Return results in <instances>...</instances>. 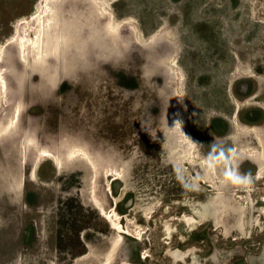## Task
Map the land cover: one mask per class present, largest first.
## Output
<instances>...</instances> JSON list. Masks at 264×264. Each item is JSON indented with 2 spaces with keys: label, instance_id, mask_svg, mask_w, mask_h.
Wrapping results in <instances>:
<instances>
[{
  "label": "rangeland",
  "instance_id": "rangeland-1",
  "mask_svg": "<svg viewBox=\"0 0 264 264\" xmlns=\"http://www.w3.org/2000/svg\"><path fill=\"white\" fill-rule=\"evenodd\" d=\"M47 1L0 0V68ZM61 1L50 62L28 47L22 98L0 94V264H216L210 240L249 264L264 121L235 115L264 107V0Z\"/></svg>",
  "mask_w": 264,
  "mask_h": 264
},
{
  "label": "bare ground",
  "instance_id": "bare-ground-1",
  "mask_svg": "<svg viewBox=\"0 0 264 264\" xmlns=\"http://www.w3.org/2000/svg\"><path fill=\"white\" fill-rule=\"evenodd\" d=\"M81 1V0H80ZM103 1V0H102ZM65 2V1H64ZM70 2V1H69ZM72 2V1H71ZM78 2V1H77ZM63 2L61 0H48L47 3H45V8L42 11H38V13L34 14L32 19L36 20L38 22V24L32 25L33 23H31V21L27 22V35L29 36L28 41H23L21 43L17 42V44L19 43V45L17 46V50L19 51V56H16L14 58V62L13 61H9L6 62L5 57L2 60V68H0V94H2V101L3 104L7 103V104H12L17 102V100H19L21 94H22V83H18L20 80L25 79L24 81H26V77L28 76L29 73L32 74V70L33 68L30 67V60H29V56L30 53L27 54V50L28 47L33 49L34 53H36V58L37 60H41L44 65H47V62H50L48 59V51L46 48H50L49 44L51 43L50 39L53 38V36L55 35L54 31H57V26H58V16H61V14H64L65 11L67 10V8L64 7V5L62 4ZM96 3V2H95ZM73 4V2H72ZM85 4V3H84ZM75 5V4H74ZM79 5V3H78ZM43 6V5H42ZM41 9V7H39ZM80 9V7H79ZM75 10V9H74ZM81 10V9H80ZM73 14V13H72ZM78 15V12H77ZM66 16H69L68 13ZM71 16V15H70ZM77 18V16H76ZM64 19V18H63ZM78 19V18H77ZM60 20V19H59ZM106 20V19H105ZM64 22V20H62ZM68 21V19H67ZM61 22V21H60ZM66 22V21H65ZM111 24V23H110ZM63 25V24H62ZM65 25V24H64ZM68 25V24H67ZM106 25V24H105ZM61 26V25H60ZM55 27V29H54ZM69 28V27H68ZM67 28V29H68ZM65 29V28H64ZM66 29V30H67ZM65 30V31H66ZM59 32V31H58ZM61 32V31H60ZM63 32V31H62ZM34 33L35 36H32V34ZM66 33V32H65ZM115 33V32H114ZM59 33H56V35ZM63 34V33H62ZM61 34V35H62ZM160 34V33H159ZM58 36V35H57ZM159 36V35H158ZM55 38V37H54ZM59 37H57L58 39ZM16 39V38H15ZM56 39V38H55ZM56 39V40H57ZM26 40V39H25ZM155 40V39H154ZM14 41V40H13ZM53 41V39H52ZM59 42V41H58ZM16 43V42H15ZM27 44H30V46H28ZM54 46V45H53ZM52 48V47H51ZM50 48V49H51ZM54 48V47H53ZM54 50V49H53ZM29 51V50H28ZM56 51V50H55ZM32 52V50H31ZM17 53V52H16ZM55 53V52H54ZM15 54V53H14ZM50 55V54H49ZM53 55V54H52ZM1 57V56H0ZM19 57H21V59H18ZM51 57V56H50ZM51 60V59H50ZM13 62V63H12ZM19 63V64H18ZM40 63V62H39ZM33 63H31L32 66ZM41 64V63H40ZM44 65L42 67H44ZM46 67V66H45ZM53 68V66H52ZM45 69V68H44ZM176 71V70H175ZM36 73V72H35ZM30 77V76H29ZM28 77V78H29ZM17 79H19V81H17ZM15 80L17 81L18 84L15 83ZM29 83V82H28ZM24 85V83H23ZM26 85V84H25ZM28 85V84H27ZM22 86V87H21ZM29 87V86H28ZM24 93V92H23ZM29 99V98H28ZM9 105L8 108H9ZM21 105V103H20ZM12 106V105H10ZM14 106V105H13ZM18 110L20 109L19 107H17ZM12 108H10L11 110ZM14 109V107H13ZM12 111V110H11ZM15 111V110H14ZM17 111V110H16ZM19 113V112H18ZM17 113V114H18ZM10 114V111H9ZM15 115V114H14ZM7 116V115H6ZM19 116V115H18ZM15 117V116H14ZM14 117L11 119H14ZM15 120V119H14ZM18 122L17 120L15 122H12V127H10L12 130H14L15 128V123ZM2 123V121H1ZM0 123V124H1ZM8 123V121H7ZM6 125V124H5ZM4 125V126H5ZM8 127V126H7ZM1 125H0V133H1ZM8 128V129H10ZM16 129V128H15ZM6 131V130H5ZM8 131V130H7ZM3 132V131H2ZM7 133V132H6ZM4 134V133H3ZM15 134V133H14ZM1 135V134H0ZM20 141V140H19ZM32 146V145H31ZM33 147V146H32ZM33 151V150H32ZM45 152V151H44ZM49 153V152H48ZM48 153H45L44 155H48ZM102 210V212L108 216H110L106 211H104L102 209V207H100ZM109 212V211H108ZM111 220V219H110ZM113 220V218H112ZM111 220V221H112ZM113 222V221H112ZM116 223V222H115ZM116 226V225H115ZM118 227V226H117ZM119 228V227H118ZM118 243V242H117Z\"/></svg>",
  "mask_w": 264,
  "mask_h": 264
},
{
  "label": "flooded vegetation",
  "instance_id": "flooded-vegetation-1",
  "mask_svg": "<svg viewBox=\"0 0 264 264\" xmlns=\"http://www.w3.org/2000/svg\"><path fill=\"white\" fill-rule=\"evenodd\" d=\"M244 90V88H241V90ZM259 92V90H258ZM244 93V92H243ZM246 93H249V90H247ZM241 96H245V94H241ZM246 96H250L249 94H247ZM252 98H261V95H260V92L259 94H256L254 96H252ZM254 102H259L258 100H254ZM245 104V103H244ZM261 107V108H260ZM242 109H243V112L241 110H239L237 112V114L235 115V118H238L240 120H243L244 124L247 125V127H250L249 125H255V124H258L259 122H262L264 121V118H262L264 116V107L262 106H258V105H255V106H252V108L250 109H245V105L242 106ZM253 127V126H252ZM251 128V127H250ZM258 129H259V126H258ZM262 155H256L255 157H253L251 160L252 161V164L250 166V169L249 171H247L246 173H243V175H246L247 177H249L250 179H254V180H258V179H264V167L263 169L260 168L261 166V162H260V158H261ZM240 165H244V161H240ZM263 173V174H262ZM121 205V204H120ZM117 210H119L120 212L122 213H126V211L124 210L123 212V209L120 207L118 208ZM191 224V222L189 223ZM194 234H192L191 236L197 241V242H200V241H204V240H207L208 241V233L204 232V235L200 236V234L198 235H195L193 236ZM190 236V237H191ZM198 237V238H197ZM185 241V240H184ZM180 243V242H179ZM210 244L212 245L213 244V247H212V250L211 252L208 254V256L210 257V260L212 261V263H216L218 264L219 263V257H217L218 259V262H216V260H214V257L216 256L215 255V250H216V246H214V243H212V241L210 240ZM234 250V248H233ZM228 251V250H227ZM229 252V251H228ZM232 254H236V252H231ZM169 254V255H168ZM168 256H170V258L172 259V261H181L182 260V252L181 250L178 248V249H173V250H170L168 252ZM148 258L150 257L149 255L145 256L143 259L145 258ZM132 264V263H131ZM134 264V263H133Z\"/></svg>",
  "mask_w": 264,
  "mask_h": 264
},
{
  "label": "water",
  "instance_id": "water-1",
  "mask_svg": "<svg viewBox=\"0 0 264 264\" xmlns=\"http://www.w3.org/2000/svg\"><path fill=\"white\" fill-rule=\"evenodd\" d=\"M249 264H264V243L262 249L258 255H251L249 258Z\"/></svg>",
  "mask_w": 264,
  "mask_h": 264
}]
</instances>
